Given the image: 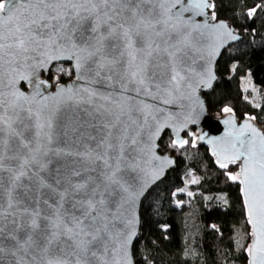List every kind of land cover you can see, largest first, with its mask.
Masks as SVG:
<instances>
[{"label": "snow or ice", "instance_id": "snow-or-ice-1", "mask_svg": "<svg viewBox=\"0 0 264 264\" xmlns=\"http://www.w3.org/2000/svg\"><path fill=\"white\" fill-rule=\"evenodd\" d=\"M239 39L216 0H0V264H136L141 198L173 153L199 141L240 185L248 264H264L259 117L224 105L222 137L189 128L207 115L216 58ZM186 176L171 192L177 207L201 183L192 169Z\"/></svg>", "mask_w": 264, "mask_h": 264}, {"label": "trees", "instance_id": "trees-1", "mask_svg": "<svg viewBox=\"0 0 264 264\" xmlns=\"http://www.w3.org/2000/svg\"><path fill=\"white\" fill-rule=\"evenodd\" d=\"M216 3L218 18L228 21L244 38L231 46L218 63L219 81L206 96L209 110L221 115L219 109L229 105L238 118L245 112L256 114L257 124L264 127V110L253 108L244 91L250 78L259 87L260 104L264 105V11H258L252 19L246 17L248 8L257 3L264 5V0H216ZM233 63L237 65L235 72L230 71ZM245 96L249 99L245 100ZM173 155L177 158L176 168L142 203L141 231L134 245L136 264H143L145 256L155 264H247L245 249L251 243V227L240 185L222 175L206 146L188 147ZM189 169L201 177V183L192 186V198L177 197L185 201L177 207L171 192L183 186ZM206 196L211 199H205ZM219 196H225L227 204L217 199ZM163 224L169 225L166 232L161 230ZM213 224L216 229L211 227Z\"/></svg>", "mask_w": 264, "mask_h": 264}, {"label": "water", "instance_id": "water-1", "mask_svg": "<svg viewBox=\"0 0 264 264\" xmlns=\"http://www.w3.org/2000/svg\"><path fill=\"white\" fill-rule=\"evenodd\" d=\"M197 20H201L203 18L201 17H196ZM220 20H223V19H220ZM226 21V20H225ZM228 22V21H227ZM229 23V22H228ZM229 26L231 28H233L236 32L237 35L240 36V39L237 40V41H234V42H231L227 49H222L221 50V54L220 56H218L216 58V61L213 65V68H214V71L217 75V80L214 82V87L215 85L218 83L219 81V75H218V63L221 59V57L223 56V54L231 47V46H234L236 44H238L239 42H241L243 40V36L236 30V28L234 26H232L230 23H229ZM196 58V57H194ZM200 64H201V61L199 59H197V63L194 65V67L199 71L200 70ZM69 82V81H68ZM67 83V82H66ZM203 94V93H202ZM206 99V96L204 97ZM145 102L146 103H149V104H155L156 106H159V107H164L166 109V111H169V112H173V113H177L179 112L181 109H180V102L178 101L176 104H173V105H162L160 104L158 101H154L152 100L151 98H144ZM207 100V99H206ZM207 117H211L210 120L207 119ZM223 115H216V114H213L212 112H210V110L208 109V112H207V115L206 116H202L200 117L199 121L197 124L195 125H190L189 128L191 131L195 132L197 135H202V134H206V139L208 138H219V137H222L224 135V132L226 130V126L221 122L222 119H223ZM238 118V116H237ZM239 119V118H238ZM260 126V125H259ZM263 127V126H261ZM182 135H184L182 133ZM200 146H206L207 148H209L210 152H211V145H209L208 143H206L205 141H199L196 145L195 148H199ZM173 155V154H172ZM173 158L175 159L176 163L170 167L169 169H167L166 173H165V176L160 180V181H157L156 184L152 185L148 191H146L145 193V196L141 198V201L139 202L138 204V214H139V226H138V236H137V239L140 235V231H141V208H142V203L144 201V199L146 198V196L158 185L160 184L161 182H163L168 174L176 168L177 166V158L173 155ZM232 167H236V166H232ZM251 227V226H250ZM137 239L133 242V244L135 245ZM248 257V255H247ZM135 259V257H134ZM248 260H249V257H248ZM136 261V260H135ZM247 264H248V261H247Z\"/></svg>", "mask_w": 264, "mask_h": 264}, {"label": "rangeland", "instance_id": "rangeland-1", "mask_svg": "<svg viewBox=\"0 0 264 264\" xmlns=\"http://www.w3.org/2000/svg\"><path fill=\"white\" fill-rule=\"evenodd\" d=\"M66 78H68V80L72 79L71 77H67V76H66ZM247 80H248V79H247ZM247 80H246V81H247ZM245 84H246V82H245ZM253 87L256 89L255 92L252 91V88H253ZM247 94H248V96H249V98H250L252 104H254V103H261V96H260L259 87L256 86L252 81H251V85H249V87H248ZM186 178H187V176L185 177V179H186ZM192 186H194V185H191V186L189 187V190L192 189ZM191 191H192V190H191Z\"/></svg>", "mask_w": 264, "mask_h": 264}, {"label": "flooded vegetation", "instance_id": "flooded-vegetation-1", "mask_svg": "<svg viewBox=\"0 0 264 264\" xmlns=\"http://www.w3.org/2000/svg\"><path fill=\"white\" fill-rule=\"evenodd\" d=\"M70 80H71V79H70ZM70 80H67L66 82H68V81H70ZM66 82H65V83H66Z\"/></svg>", "mask_w": 264, "mask_h": 264}]
</instances>
